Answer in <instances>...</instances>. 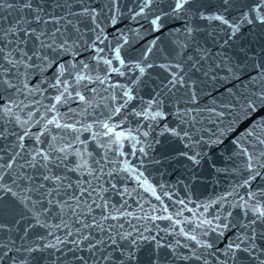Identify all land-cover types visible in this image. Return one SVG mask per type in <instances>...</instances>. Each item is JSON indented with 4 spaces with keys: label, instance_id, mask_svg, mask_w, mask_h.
<instances>
[{
    "label": "snow or ice",
    "instance_id": "1",
    "mask_svg": "<svg viewBox=\"0 0 264 264\" xmlns=\"http://www.w3.org/2000/svg\"><path fill=\"white\" fill-rule=\"evenodd\" d=\"M0 264H264V0H0Z\"/></svg>",
    "mask_w": 264,
    "mask_h": 264
},
{
    "label": "water",
    "instance_id": "2",
    "mask_svg": "<svg viewBox=\"0 0 264 264\" xmlns=\"http://www.w3.org/2000/svg\"><path fill=\"white\" fill-rule=\"evenodd\" d=\"M124 5L125 8L131 7L133 5V0H124ZM129 22L125 19V20H121L118 24V27H123L124 25L128 24ZM143 23H145V25L147 26V21H144ZM135 26V25H133ZM239 86V85H238ZM89 147L91 148V145H89ZM149 171L152 172V175L150 177V179L153 181V183H158V182H167L168 184H172L174 185L177 181L178 178H180V170L179 168L176 171H166L165 174L162 176L159 172L155 171L153 168H151V166H149ZM205 175H206V179L207 180H213L215 179V177H209L207 176V169H203ZM148 173L146 172V175ZM229 182V178L228 177H222L221 178V183L215 185V191H220L224 186H226V184ZM131 187V185H130ZM213 184L212 183H208L207 184V188L205 189H201L200 191L203 192V195L201 196V199H205L211 195H213ZM114 199H119V197H115ZM129 203H132V201H129Z\"/></svg>",
    "mask_w": 264,
    "mask_h": 264
}]
</instances>
